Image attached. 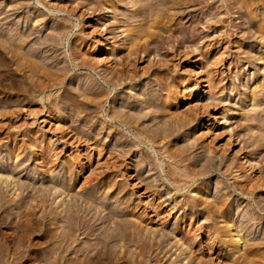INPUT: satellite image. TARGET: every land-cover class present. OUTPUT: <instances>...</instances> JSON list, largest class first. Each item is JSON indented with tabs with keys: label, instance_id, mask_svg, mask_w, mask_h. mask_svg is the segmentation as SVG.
<instances>
[{
	"label": "rangeland",
	"instance_id": "obj_1",
	"mask_svg": "<svg viewBox=\"0 0 264 264\" xmlns=\"http://www.w3.org/2000/svg\"><path fill=\"white\" fill-rule=\"evenodd\" d=\"M0 264H264V0H0Z\"/></svg>",
	"mask_w": 264,
	"mask_h": 264
},
{
	"label": "bare ground",
	"instance_id": "obj_2",
	"mask_svg": "<svg viewBox=\"0 0 264 264\" xmlns=\"http://www.w3.org/2000/svg\"><path fill=\"white\" fill-rule=\"evenodd\" d=\"M104 11V10H103ZM203 82H205L206 84H204L203 86L204 87H206L207 89L208 88H210L211 86H210V83H211V81H210V79L208 78V79H206V80H204ZM198 90V89H197ZM205 90V89H204ZM203 92V91H202ZM207 92V91H206ZM247 160V159H246ZM247 162H248V164H250V161L249 160H247ZM195 194V193H194ZM194 194H192V196L194 195ZM213 206V205H212ZM219 210V209H218ZM188 226H189V224H188ZM182 229H183V227H182ZM227 233H228V235H231V237H230V241L234 244V248L235 249H233V250H236L237 251V253L239 254V253H241V254H243L244 255V248L242 249V250H240L239 248L241 247V246H243V245H241L240 247H239V240H241V239H238V237H237V233L238 232H236L235 234H234V232H233V229H232V227H228V229H227ZM180 238L179 239H185V237H184V235H183V233H182V231H181V233H180ZM240 238V237H239ZM241 243V242H240ZM181 246H182V244H181ZM180 246V247H181ZM183 247V246H182ZM181 247V248H182ZM245 247V246H244ZM185 248V247H184ZM183 248V249H184ZM185 250H186V248H185ZM236 251H233L234 253L236 252Z\"/></svg>",
	"mask_w": 264,
	"mask_h": 264
}]
</instances>
